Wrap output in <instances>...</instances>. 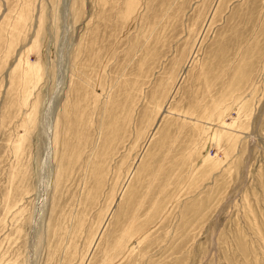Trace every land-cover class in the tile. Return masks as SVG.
<instances>
[{
    "label": "rangeland",
    "instance_id": "374dc122",
    "mask_svg": "<svg viewBox=\"0 0 264 264\" xmlns=\"http://www.w3.org/2000/svg\"><path fill=\"white\" fill-rule=\"evenodd\" d=\"M0 264H264V0H0Z\"/></svg>",
    "mask_w": 264,
    "mask_h": 264
},
{
    "label": "bare ground",
    "instance_id": "6f19581e",
    "mask_svg": "<svg viewBox=\"0 0 264 264\" xmlns=\"http://www.w3.org/2000/svg\"><path fill=\"white\" fill-rule=\"evenodd\" d=\"M64 1H65V0H64ZM66 1H67V0H66ZM67 7H68V5H67ZM57 121L59 122V119L56 120V123H57ZM56 123L54 124V130H56V129H55V128H56V127H55ZM57 137H58V135L55 134V138L53 139V144L56 143V141H57ZM56 152H57V151L55 150V156H56ZM58 181H59V175L57 174V177H56V180H55V185H54V188H53L54 190L56 189V184L58 183ZM55 191H56V190H55ZM43 240H44V235H42V236L39 237V245L43 244Z\"/></svg>",
    "mask_w": 264,
    "mask_h": 264
}]
</instances>
